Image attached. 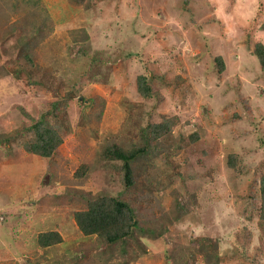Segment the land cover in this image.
I'll list each match as a JSON object with an SVG mask.
<instances>
[{
    "label": "rangeland",
    "instance_id": "obj_1",
    "mask_svg": "<svg viewBox=\"0 0 264 264\" xmlns=\"http://www.w3.org/2000/svg\"><path fill=\"white\" fill-rule=\"evenodd\" d=\"M257 42L264 0H0V264H264ZM42 116L50 157L25 148ZM155 123L126 188L105 149ZM105 195L139 224L114 243L75 219Z\"/></svg>",
    "mask_w": 264,
    "mask_h": 264
},
{
    "label": "trees",
    "instance_id": "obj_2",
    "mask_svg": "<svg viewBox=\"0 0 264 264\" xmlns=\"http://www.w3.org/2000/svg\"><path fill=\"white\" fill-rule=\"evenodd\" d=\"M254 54L264 69L263 42H257L255 44ZM216 61H219L220 68L223 70L225 67L223 58L218 56ZM137 84L138 91L143 97L152 96L153 91L147 75H139ZM55 107L57 108L56 104ZM168 128L167 124L155 123L151 124L149 129H143L141 131L142 138L144 139L143 145H134L131 148H125L117 143H112L107 146L105 155L108 159L117 160L122 163L123 179L126 188L132 187L135 182L133 164L149 153L152 141L159 139L167 133ZM29 130L34 132L35 140L26 143V150L43 157H50L63 142V137L60 132L55 127L50 126L43 116L29 127ZM230 164L235 165L233 155L230 156ZM261 196V217L264 219V172L261 179ZM75 219L84 234L100 235L109 243L125 239L139 225L135 218L134 209L130 203L109 195L99 196L90 200L86 210L76 212ZM60 240V235L57 232H45L39 235V243L43 246H49Z\"/></svg>",
    "mask_w": 264,
    "mask_h": 264
}]
</instances>
